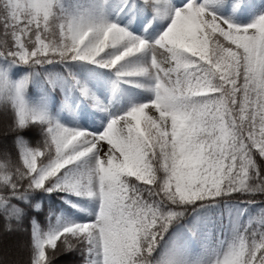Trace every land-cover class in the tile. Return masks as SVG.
I'll return each instance as SVG.
<instances>
[{
  "label": "snow or ice",
  "instance_id": "6c2138e0",
  "mask_svg": "<svg viewBox=\"0 0 264 264\" xmlns=\"http://www.w3.org/2000/svg\"><path fill=\"white\" fill-rule=\"evenodd\" d=\"M221 2L187 0L173 10L169 0H142L169 21L149 42L58 0H0V215L5 233L24 234L18 246L30 256L22 264H53L69 253L76 264H185L180 237L162 242L186 206L264 199V14L234 24L210 10ZM138 54L149 57L143 66L122 63ZM69 61L116 69L117 80L147 77L153 99L88 132L30 107L28 75L7 76V68L30 75ZM30 126L40 131L34 145L20 135ZM48 193L86 199L94 211L85 222L49 213L46 228L32 218L29 234L26 214L41 210L32 197ZM207 264H264V218L235 230Z\"/></svg>",
  "mask_w": 264,
  "mask_h": 264
},
{
  "label": "trees",
  "instance_id": "16d2710c",
  "mask_svg": "<svg viewBox=\"0 0 264 264\" xmlns=\"http://www.w3.org/2000/svg\"><path fill=\"white\" fill-rule=\"evenodd\" d=\"M84 1L89 3V0ZM261 1L263 2L264 0ZM77 2L78 0H58L59 6L67 11H77V5L79 4ZM104 2L107 1L105 0ZM141 2L142 0H128V5L116 13L110 22L117 23L137 37H139L138 33L142 28L146 32L154 29L163 31L166 28H161L163 18L157 17L152 12L145 11L140 7ZM256 3L257 0H222L219 6L225 7L226 10L232 12L235 16H241L240 10L246 9L242 15L244 16L249 12L251 5ZM139 55L127 58L122 63L139 66ZM117 67L120 66L118 65ZM115 70L102 69L96 65L73 61L64 64L45 65L43 68L38 67L30 75L26 68L12 67L6 69L7 76L11 82H17L28 75L24 98L30 107L37 111L45 112L63 126L70 128H76V123L83 118L84 112H88L91 124L95 123L100 116L99 110L96 109L93 103L87 101L73 86L72 78H75L86 88L94 85L95 89L107 92L113 98L123 97L124 99L135 95V91L138 90L137 83L140 81V77H121L117 80L114 75ZM4 122L5 116L0 112V129H2ZM20 135L34 145L40 138V131L37 126H30V128L21 132ZM236 195L233 194V196ZM63 197L62 193L34 194L32 199L34 202L39 201L41 203V210L39 212L32 209L28 210L27 218L23 221V224L29 230V234L31 228L30 220L35 218L41 228H46L49 213H52L51 219L60 217L62 220H69L77 214L81 216L82 222H85V212L78 207H73L72 201L64 203ZM226 199L229 201L227 207L223 203L215 205L218 208L215 215L221 222L224 223L225 220L223 213L225 208L236 212L240 222L238 229H243L245 226L255 229L261 219L264 218V199L253 197L257 202L251 204L242 203V201L247 199L245 196H239L238 199ZM84 200L86 201V199ZM186 208L187 210L169 226L168 231L165 233V241L162 243L176 237L193 242L195 238H191L189 235L192 232L189 225L191 220L201 215L204 209L214 211L210 207L197 208L196 204L186 206ZM193 208H196V211H193ZM6 231H10V229L5 227L3 216L0 215V248L10 246L11 253L13 251L12 254L0 251V264H22L30 256L29 252L18 246L24 239V234L19 232L5 233ZM233 233L234 231L230 232L225 238L220 234L219 238L228 242L231 240ZM194 249H197V244ZM182 258L185 264H191V256L187 260L185 255H182ZM78 260L79 257L69 253L57 257L53 264H76Z\"/></svg>",
  "mask_w": 264,
  "mask_h": 264
},
{
  "label": "rangeland",
  "instance_id": "374dc122",
  "mask_svg": "<svg viewBox=\"0 0 264 264\" xmlns=\"http://www.w3.org/2000/svg\"><path fill=\"white\" fill-rule=\"evenodd\" d=\"M89 0V3L84 0H78L77 11L82 10H93L101 13L105 19L109 22L112 17L118 13L120 10L124 9L128 5V0ZM187 0H169V4L174 10L176 7L182 6L186 3ZM103 3V4H102ZM210 10L214 11L217 15L222 16L224 19L231 21L234 24L245 25L250 23L258 15L264 14V1L257 0L255 5H251L249 12L244 16H235L232 12H229L225 7H220L219 5L210 6ZM168 19L163 18L161 28L168 24ZM160 28V29H161ZM162 30H151L144 31L143 28L139 31L138 36L141 39L151 42L154 40ZM149 60L147 55H139V66H143ZM103 69V68H102ZM138 84V90L135 91V95L124 98L111 97L107 92H102L95 89L94 85L88 87L89 96L85 98L90 103L99 110V118L93 124H91L90 116L88 112H84L82 119L76 123V128L88 132L100 131L102 130L107 122L117 116L124 114L129 108L135 105L142 103L150 102L153 99V93L150 91L151 81L147 77H140ZM147 115H158L155 113L154 109H146ZM90 122V124H89ZM63 201L68 200L69 202L82 209L84 212L94 211V205L88 200L82 198H77L73 196H68L64 193ZM210 209L214 211H209L204 209L203 213L195 219H192L190 222V228L195 232V239L193 242L185 241L180 245L182 249V255H185L186 260L192 257L191 264H207V261L213 257L215 254H218L227 241L219 238V235L222 234V237L225 238L227 235L239 228L240 222L239 218L235 211H230L229 209H224L223 213L225 215L224 223L221 222L215 215V212L218 210L216 206H211ZM90 219V216H86L85 221ZM69 220L82 222L80 215L75 214ZM221 232V233H220ZM220 241V244H219ZM197 244V249H194ZM0 251L6 254L11 253L10 246H4L0 248ZM185 252V253H184ZM192 252V254H191ZM13 253V251H12ZM11 253V254H12Z\"/></svg>",
  "mask_w": 264,
  "mask_h": 264
}]
</instances>
